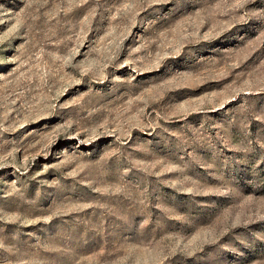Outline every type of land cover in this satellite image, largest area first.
<instances>
[{"label": "rangeland", "instance_id": "1", "mask_svg": "<svg viewBox=\"0 0 264 264\" xmlns=\"http://www.w3.org/2000/svg\"><path fill=\"white\" fill-rule=\"evenodd\" d=\"M0 264H264V0H0Z\"/></svg>", "mask_w": 264, "mask_h": 264}]
</instances>
